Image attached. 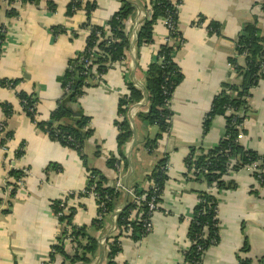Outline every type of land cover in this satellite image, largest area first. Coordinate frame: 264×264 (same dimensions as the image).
I'll list each match as a JSON object with an SVG mask.
<instances>
[{
    "label": "crops",
    "instance_id": "crops-1",
    "mask_svg": "<svg viewBox=\"0 0 264 264\" xmlns=\"http://www.w3.org/2000/svg\"><path fill=\"white\" fill-rule=\"evenodd\" d=\"M88 1L96 4L92 25L108 29L120 0ZM126 1L135 12L129 20L132 24L126 23L131 31L124 59L108 67L97 85L85 88L74 106L88 120L86 130L90 131L80 157L32 123L21 111L17 93L35 96L39 121L49 119L63 95L60 78L85 48L88 32L81 29L84 11L68 16L69 0H41L38 5L0 0V27L6 31L0 53V82L15 83L14 89L0 85V122L6 120L10 135L6 149L0 145V264H68L60 255L50 261L52 247L62 232L54 205L67 192L82 190L92 171L103 179L105 187L112 188L118 177L108 164L112 159L122 169V184L143 194L148 192L151 174L160 160L166 159L171 166L160 210L152 217V232L138 241L124 237L118 226L113 229V213L94 224L96 203L87 198L67 201L75 212L73 225L85 228L100 245L102 240L110 242L120 235L117 264H186L189 220L199 194L210 193V188L184 175V161L191 149L200 154L209 152L225 134L224 118L214 117L207 128L205 118L223 85L239 86L241 82L228 65L238 58L236 41L245 34V28L257 29L264 44V0H180L178 31L183 42L174 61L181 81L171 98L170 131L156 141L151 152L146 145L156 139L158 128L138 115L149 110L146 71L158 61V48L167 31L156 22L152 44L136 48V31L150 16L146 6L153 0ZM11 9L17 12L13 17L8 16ZM56 28L62 32L54 35ZM237 62L244 63L242 58ZM131 89L139 91L141 98L122 106L121 116L120 101L130 97ZM247 103L239 144L264 158V80L251 90ZM6 104L13 109L10 118L2 109ZM123 120L131 138L119 148L116 123ZM24 170L27 174L22 186L14 194L7 192V185L15 183L10 172ZM223 181L225 190L211 189L218 202L219 242L204 253L201 264H264V183L243 170L227 174ZM127 202L129 198L122 195L113 212ZM106 244L89 264H107ZM64 246L66 255H73L66 239Z\"/></svg>",
    "mask_w": 264,
    "mask_h": 264
},
{
    "label": "trees",
    "instance_id": "trees-1",
    "mask_svg": "<svg viewBox=\"0 0 264 264\" xmlns=\"http://www.w3.org/2000/svg\"><path fill=\"white\" fill-rule=\"evenodd\" d=\"M40 1L8 0L9 4L19 2L20 4L32 5H38ZM49 7L51 11H54L52 4ZM78 10L84 11L86 16L81 28H89L90 34L86 39L83 52L70 61L68 68L59 80L63 95L57 101L56 108L50 114L49 119L46 121L35 120L33 114L28 111L33 105L32 100L38 103L35 96L17 93V97L21 102V111L30 118L32 123H35L38 129L47 134L51 140L74 150L80 157H83V145L89 137L90 131L86 130L88 120L79 115L78 110L74 109V106L77 105L78 99L83 95L85 88L97 85L102 81V76L108 67L124 59L125 51L129 47L131 31V29H127L126 23L133 18L135 7L129 1L120 0V8L107 23L110 32L109 36L105 35L103 27L95 26L91 23L92 13L96 10L95 3L88 0H69L67 15L72 16ZM146 10L150 12V16L144 19L141 27L136 31V48L152 44V30L156 22L172 16L175 24L178 25L177 12L171 0H153L146 6ZM16 14L15 9H11L8 12V16L11 17ZM211 26L212 30L216 29V26ZM2 30L3 28L0 27V41L5 40ZM61 32L62 30L59 28L52 30L54 35ZM176 37L180 42H183L179 32ZM262 41L259 31L254 27L245 28V34L237 39L236 57L244 58V64L243 66L239 65L237 62L238 58L236 61L232 60L229 63L235 66L234 70L241 77V82L239 86L224 84L222 91L214 98L211 109L205 118L206 128L214 117L220 116L224 118L225 134L219 144L209 152L196 155L195 150L191 149L184 161L185 168L189 169L193 166L204 174L202 181L208 188H211L214 184L217 191L226 189L227 185L223 181V177L228 174L230 160L235 161L231 168L233 172L240 171L245 166H249L256 161L262 163L261 170H264V158L254 152L245 150L236 142L239 133L237 126L242 125L244 121V112L247 109L250 92L258 82L264 80V69H262L264 64V44ZM180 46V43L172 46L161 44L157 53L158 61L150 64L146 71V91L149 95L150 107L147 113L139 114L138 117L140 120L158 128L156 139L149 141L146 145L149 152L156 146V141L163 134H167L171 127L173 114L170 110L169 102L174 90L181 81L180 69L173 60L172 52H176ZM93 53L97 54L96 60L91 65L86 66L85 61L93 58ZM94 66L96 67L95 73L93 72ZM5 82H0V85L5 86ZM8 83L11 84L12 88L15 87L14 82L8 81ZM140 98L141 93L131 89L130 97L120 101V115H123L122 106L136 102ZM22 101L25 105L22 104ZM2 109L6 118H10L13 115V109L10 105H3ZM229 109L239 113V115H227V110ZM4 123L6 126V120ZM116 125L118 129V147L121 148L131 138V133L128 124L124 120L117 122ZM4 137L5 139H0V145H3L5 140H10V135L6 130ZM68 138H71L73 142L66 141ZM192 158H195V160ZM117 163V160L112 159L108 164L114 169ZM167 163L166 159L160 160L150 177L151 183L158 190V195L162 194L164 185L168 180V176L164 171ZM90 173L96 178L95 189L97 193L102 200L107 198L104 200L105 211L102 213L104 215L113 213L115 202L121 198V193L113 188L105 187L103 179L96 172L92 171ZM9 177L16 181L24 177V174L20 171H13L10 172ZM257 181L259 182V180ZM7 186H12V194H14L17 189L15 183H10ZM144 194H147L148 200L152 196V190L150 189ZM198 198L200 202L194 207L192 221L188 227L187 238L191 245L184 254L186 264H201L204 253L219 242L218 221L216 220L218 202L213 195L205 192L200 193ZM60 203L61 200L54 205L55 214L61 211ZM131 207L130 202H127L118 214L117 226L119 228L125 224L124 220L129 215ZM68 211V214L58 217L62 232L57 239V243L52 247L53 253L51 252L50 254V261H53L56 255H60L65 258L68 264H89L101 245L96 239L88 236L85 228H78L73 225L72 217L75 212L69 208ZM94 224H98V222L94 221ZM141 233V224H133L131 238L138 241ZM119 236H114L111 240L113 242L107 240V264H117L115 257L120 252V245L117 241ZM68 237L73 239L70 242L73 247V255L71 256L66 255L64 251V241ZM83 241L85 242L84 244ZM240 264L250 263L240 262Z\"/></svg>",
    "mask_w": 264,
    "mask_h": 264
},
{
    "label": "built area",
    "instance_id": "built-area-1",
    "mask_svg": "<svg viewBox=\"0 0 264 264\" xmlns=\"http://www.w3.org/2000/svg\"><path fill=\"white\" fill-rule=\"evenodd\" d=\"M8 1V0H7ZM174 9L177 12V16L179 14V8L181 5V1L180 0H171ZM179 2V3H177ZM78 11H82V10H78ZM163 26L165 27L166 31H167V35L166 38L164 39V42L162 44H167L169 46H172L174 44H178L180 43L182 45V42H180V40L177 39L176 34L179 32L178 31V25L175 24L174 19L171 17H167L163 20L160 21ZM132 24L131 21L127 22V26H130ZM136 27V26H135ZM84 31L88 32V36L90 34V30L89 28H81ZM105 30V35L109 36L110 32L109 29H104ZM3 34H6L5 29L3 28ZM87 36V37H88ZM97 36H99L97 34ZM100 39V37H99ZM4 41H0V53H1V49L2 46L4 44ZM95 50V49H94ZM97 50V49H96ZM93 58H91L90 60H86L85 64L86 66H89L92 64V62H94V60H96L97 58V54L93 53L92 55ZM172 57L174 60L175 57V51L172 52ZM244 60V58H242ZM244 64V63H243ZM229 67H232L233 69L235 68V66H231L230 64L228 65ZM243 66V65H242ZM94 68V67H93ZM262 69H264V64L262 66ZM5 87L10 88V89H14L12 88L11 84L8 83V81L5 82ZM173 95V94H172ZM33 105L31 108L28 109V111L30 113L33 114L34 119L39 121V117H38V103H36L34 100H32ZM19 105H20V109H21V102L18 100ZM22 104L25 105V103L22 101ZM170 105V110H171V101L169 102ZM24 113V112H23ZM227 115H239V113H235L232 109L227 110ZM241 115V114H240ZM172 119V118H171ZM35 125V123H33ZM241 129V125L237 126V130H239L238 132H240ZM6 130V126L4 122H0V139H5L4 137V133ZM170 131V130H169ZM169 133V132H168ZM167 133V134H168ZM165 134V135H167ZM9 141V140H8ZM7 140H5V143L3 145H1V147L5 150L6 149V143L8 142ZM66 141L68 142H73V140L71 138H68ZM236 142L239 143V133L236 139ZM70 149V148H69ZM72 150V149H71ZM74 151V150H73ZM196 155L199 154V152H195ZM195 155V156H196ZM194 156V157H195ZM193 159V158H192ZM195 160V158L193 159ZM230 164L228 166V174L233 172L231 170V168L233 167V165L235 164L234 160H230L229 161ZM261 165L262 163L260 161H256L253 162L251 165L249 166H245L242 170L245 172H249L250 174H253L257 180H259L260 183H264V170H261ZM115 170L118 174V177L116 179V182L114 184V186L112 187L115 191L120 192L121 195L125 196L126 198H129V202L131 204V209L129 212V215L125 218V224L122 225L121 228H119L121 230V233L123 234L124 237H131L132 235V225L133 224H141L142 226V233L139 236V240H142L144 237H146L147 235H149L152 232L153 229V225H152V217L153 215L158 212L160 210V198L161 195H158V190H156V188L153 186V184H150V187L148 189V191L151 189L152 190V196L147 200V194H143L141 192H136L128 187H125L121 180H120V175L122 173V169L120 168L119 163H117L115 165ZM165 174L168 175L171 171V166L167 163L165 168H164ZM22 172L24 175L27 174V171H20ZM184 175L188 178L197 180V181H202L203 180V175L202 173L199 172V170H196L193 166L190 167L189 169L185 168L184 171ZM226 176V175H225ZM95 182H96V178L91 174L88 173L87 178H86V184L84 186V188L78 192H67L62 198H61V203H60V208L61 211L58 212L56 214L57 218L63 216L64 214H68V206H67V201L68 200H76V199H80V198H87V199H93L96 203V207H97V216H96V220L98 222V224L102 221V219L106 216L104 215V200H106L107 198H104V200H102L101 196L97 193L96 189H95ZM203 182V181H202ZM23 183V177L20 179H17L15 181V186L21 187ZM7 192H12V186H7ZM211 189H216L215 185L213 184L212 188L209 189V194H211ZM200 202V199L198 198L197 203ZM103 212V213H102ZM121 212V209L115 210V212H113V216H112V220L115 224V226L113 227L114 230H116L117 228V220H118V214ZM216 220L218 221V204H217V210H216ZM192 221V218H190L189 223ZM66 240L68 242H71V240H73L72 238L68 237L66 238ZM118 241V239H117ZM113 242V241H111ZM107 242L105 240L101 241V245L105 246ZM119 243V241H118ZM191 244L188 242L187 247L184 249V254L187 252L189 246ZM53 253V250L51 251ZM240 264V263H237Z\"/></svg>",
    "mask_w": 264,
    "mask_h": 264
}]
</instances>
